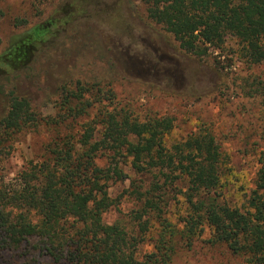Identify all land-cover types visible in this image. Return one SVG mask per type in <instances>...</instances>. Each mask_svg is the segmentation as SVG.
<instances>
[{
  "label": "trees",
  "instance_id": "trees-1",
  "mask_svg": "<svg viewBox=\"0 0 264 264\" xmlns=\"http://www.w3.org/2000/svg\"><path fill=\"white\" fill-rule=\"evenodd\" d=\"M142 1L185 52L206 56L232 35L243 61L264 66V0ZM67 21L37 24L0 53V160L21 132L40 125L54 132L13 178L0 174V264H172L205 232L209 246L264 264V147L233 200L230 157L209 128L169 141L172 117L134 114L115 104L110 86L67 74L51 99L55 114L34 109L23 79L40 44ZM244 81L246 95L264 101V78ZM126 180L112 197L110 185ZM123 196L132 207L107 222Z\"/></svg>",
  "mask_w": 264,
  "mask_h": 264
},
{
  "label": "rangeland",
  "instance_id": "rangeland-1",
  "mask_svg": "<svg viewBox=\"0 0 264 264\" xmlns=\"http://www.w3.org/2000/svg\"><path fill=\"white\" fill-rule=\"evenodd\" d=\"M62 15H68L67 23L40 44L23 79L34 109L44 116L55 114L51 99L67 74L84 83L110 86L115 104L134 114L172 117L175 126L169 141L201 126L209 128L230 157L225 167L233 179L227 193L240 199L236 189L252 176L258 151L264 147V101L246 95L244 79L255 74L264 78V66L243 61L232 35L206 56L185 52L147 17L142 0H0V53L13 36ZM53 133L40 125L18 134L0 160V174L13 178L42 153ZM127 185L128 180L114 182L109 192L117 197ZM131 207L129 198L120 197L106 213V221L124 219ZM208 236L205 232L190 248H181L172 264H245L224 247L205 243ZM142 249L149 250V244Z\"/></svg>",
  "mask_w": 264,
  "mask_h": 264
}]
</instances>
